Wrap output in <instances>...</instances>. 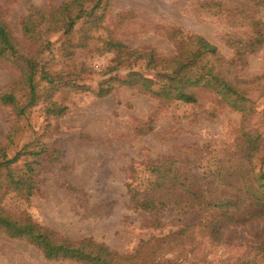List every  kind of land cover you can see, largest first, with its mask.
Listing matches in <instances>:
<instances>
[{
  "label": "rangeland",
  "instance_id": "1",
  "mask_svg": "<svg viewBox=\"0 0 264 264\" xmlns=\"http://www.w3.org/2000/svg\"><path fill=\"white\" fill-rule=\"evenodd\" d=\"M62 1L0 0V6L9 27L19 36L20 19L30 6L45 9ZM221 1L223 6L233 5V0ZM256 16L264 28V6ZM83 23L79 20L74 29H81ZM173 29L203 36L229 61L234 51L226 36L244 30L233 26L225 14L199 11L195 0H112L88 37L73 34L71 41L77 45L66 50L61 33L49 36L50 46L39 59L62 74L52 100L63 106V112L48 113L49 104L41 100L23 116H16L0 103V145L5 146L8 157L20 152L13 166H23L32 159L30 152L42 150L35 169L34 194L28 199L13 192L5 194L1 203L8 211L27 213L71 239L90 237L120 254L133 253L149 237H162L202 221L201 212L183 215L165 208L149 214L136 208L125 185L128 168L172 155L185 161L183 165L197 183L217 193L220 188L206 185L210 178L202 174L211 156H222L231 147L242 124L264 138V42L233 67L244 80L242 86L253 107L245 120L240 111L218 104L209 92L200 93L196 104L167 105L126 85L114 84L104 96L97 94L110 76L122 79L129 69L146 72L144 62L133 59L129 65L111 69L117 60L116 51L107 47L108 38L131 48L152 47L160 55L171 56L175 45L169 32ZM17 78V71L0 61V91ZM233 214L243 221L224 226L221 240L212 241L203 229L194 227L192 242L186 240L182 245L183 252L192 250L186 256L197 261L205 257L204 264H221L240 255L247 239H264V217H249L247 203ZM155 217L161 225H147ZM165 250L163 258L172 257L170 249ZM0 264L86 263L48 260L27 241L0 231Z\"/></svg>",
  "mask_w": 264,
  "mask_h": 264
},
{
  "label": "trees",
  "instance_id": "2",
  "mask_svg": "<svg viewBox=\"0 0 264 264\" xmlns=\"http://www.w3.org/2000/svg\"><path fill=\"white\" fill-rule=\"evenodd\" d=\"M111 1L65 0L45 9L30 6L20 19L19 36L9 27L0 6V61L11 65L18 73V78L0 91V103L16 116H23L27 109L42 100L49 104L48 113L61 114L63 106L52 100V95L58 88L57 83L62 81V74L47 68L39 58L49 48V36L53 33L63 35L61 45L66 50L77 45L71 41L74 33L81 39L88 37L101 23ZM195 2L199 11L225 14L233 26L244 29L226 36L234 51L232 60H225L217 46L203 36L185 35L179 29L169 32L175 45L171 56L160 55L152 47L131 48L108 38L107 47L116 51L117 60V65L111 69L123 63L129 65L133 59L142 60L146 72L129 69L122 79L110 76L107 84L100 85L97 94L104 96L114 84L126 85L167 105L196 104L200 93L209 92L218 104L240 111L245 120L253 107L245 95L244 80L238 78L233 67L264 42L263 22L256 16L264 0H233L232 7L223 6L221 0ZM79 20L84 23L76 30L74 27ZM248 128L242 124L231 147L222 156H211L202 171L205 178H210L206 185L215 184L220 188L217 193L197 183L191 170L183 165L185 161L172 155L141 161L140 168H128L125 185L136 208L149 214H157L165 208L183 215L201 212L202 221L162 237H149L142 240L133 253L123 254L90 237L71 239L39 224L27 213L8 211L1 203L5 194L13 192L23 199L34 194L35 169L42 150L30 152L32 159L16 167L13 165L20 152L8 157L5 146L0 145V231L27 241L48 260L70 259L86 264H204L205 257L192 260L186 256L192 250H182L186 240L192 242L194 227H200L212 241H218L223 237L224 226L243 221L233 214L241 204L250 206L249 217H264V138ZM146 223L154 227L161 225L157 217ZM165 247L170 249L172 257L163 258ZM221 264H264V239H247L240 255L231 256Z\"/></svg>",
  "mask_w": 264,
  "mask_h": 264
}]
</instances>
